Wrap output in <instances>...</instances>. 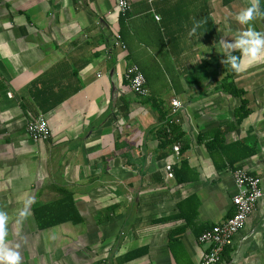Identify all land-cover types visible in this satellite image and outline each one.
Returning <instances> with one entry per match:
<instances>
[{
  "label": "crops",
  "instance_id": "0c3cea01",
  "mask_svg": "<svg viewBox=\"0 0 264 264\" xmlns=\"http://www.w3.org/2000/svg\"><path fill=\"white\" fill-rule=\"evenodd\" d=\"M130 3L122 15L116 0H0V211L21 264H200L199 237L233 214L234 170L260 176L264 190V59L229 80L242 95L221 83L220 40L264 32L260 15L236 19L252 0ZM196 23L200 38L189 36ZM132 65L151 100L131 89ZM245 99L250 114L231 129ZM162 111L185 131L179 158L159 147ZM38 115L47 140L27 134ZM215 128L225 143L198 141ZM238 141L258 151L231 166L223 147ZM182 159L190 167H174ZM39 212L68 220L41 228ZM228 248L218 264H264V198Z\"/></svg>",
  "mask_w": 264,
  "mask_h": 264
},
{
  "label": "built area",
  "instance_id": "2783aa9c",
  "mask_svg": "<svg viewBox=\"0 0 264 264\" xmlns=\"http://www.w3.org/2000/svg\"><path fill=\"white\" fill-rule=\"evenodd\" d=\"M119 12L125 15L131 7L130 0H116ZM115 44L122 49H127L121 34H117ZM126 77L130 82L131 89L142 97L150 95L146 85V78L137 65L129 67ZM181 107L179 100L172 101L173 112ZM171 120V119H170ZM177 121H179L177 119ZM171 122V121H170ZM27 134L35 141L47 140L51 135L48 119L45 115H38L30 120L26 126ZM181 145H174V152L179 158ZM173 164L166 165L168 176L173 177ZM234 182L238 189L232 198L233 214L224 221L213 225L205 230L199 237V241L208 244V248L201 258L200 264H218L222 259V253L230 246L236 234L246 226L249 217L257 210L259 203L264 198L262 179L251 173L246 168L238 167L233 172Z\"/></svg>",
  "mask_w": 264,
  "mask_h": 264
},
{
  "label": "trees",
  "instance_id": "16d2710c",
  "mask_svg": "<svg viewBox=\"0 0 264 264\" xmlns=\"http://www.w3.org/2000/svg\"><path fill=\"white\" fill-rule=\"evenodd\" d=\"M260 10L264 11V3L261 4ZM260 17L264 21V15H260ZM234 54L241 55V52L238 49V50L234 51ZM223 68H224V71L227 72V75H228V77H225V79H223L221 82L223 87L225 89H227L233 96L242 95L244 93L243 90L238 89L234 85L233 80L229 81L231 78H233L236 75V73L238 71L232 69L231 65L228 63H225ZM145 100H151L150 96L145 97ZM247 106H248V101L245 99L242 101V104L236 109V112H235L236 123H235V125L231 126V129L239 126L243 122V120L250 114V109ZM170 115H171L170 112L168 114V112H165V111H162L159 114V118L162 121V125H161V127H159L158 132H157V135H158L159 140H160L159 147H160V149H164V152H167V153L170 150H173L174 144L179 143L185 134V131H184L182 125L177 122V118L176 117L169 118ZM217 133H218V137H221V139H219V140H216L217 136H215V135ZM224 134H225V131H221L219 128L218 129L215 128V129H212V131L210 133L209 132L204 133V134L200 133L198 135V141L201 142L204 139L214 135L212 137L211 141L215 140L214 141L215 145H216L217 141L220 142V144L225 143V141L223 140ZM241 147L242 148L244 147V149H248V148L249 149L245 150V152L242 155L232 156V154L235 153V149H237V148L239 149ZM208 148H209L210 153H212L213 148L211 146H208ZM257 151L258 150H257L256 146L252 147L248 144H244L243 142L238 141V142L224 146L222 153L227 158L228 163L231 166H233L236 162H238L242 158L252 156L253 154H256ZM174 167H190V166H189V163L186 159H182L181 162L177 163ZM176 173H177V169H176ZM180 180H181V178H180ZM49 207H50V205L39 207V211H42V213H44ZM58 210H59V213H62L66 216H69L68 213L66 212V210L61 209L60 206H59ZM36 211H38V209ZM36 220H37L39 227L46 228V227L52 226L54 224L64 222L65 220L67 221L68 218L65 217V218L60 219L58 214H54V216H52V214H49V215H46L45 217H42V215L39 212V216H36ZM76 221H79V219H77ZM228 247H226V250L224 252L225 256H228V254H227L229 251Z\"/></svg>",
  "mask_w": 264,
  "mask_h": 264
},
{
  "label": "clouds",
  "instance_id": "9594fccd",
  "mask_svg": "<svg viewBox=\"0 0 264 264\" xmlns=\"http://www.w3.org/2000/svg\"><path fill=\"white\" fill-rule=\"evenodd\" d=\"M264 0H252L250 6L242 9L236 14V19L241 24H249L255 16L264 15V11L260 10V4ZM199 24L196 23L190 30L189 36L198 37ZM221 48L224 53V62L231 65L232 69L239 71L245 63L264 59V32L257 31L254 27L249 26L247 30L241 32L235 39L228 41L220 40ZM239 49L241 55L234 54ZM27 208L21 211L20 215H27ZM7 221L8 215L4 211H0V264H21V254L16 248H11L6 242L7 237Z\"/></svg>",
  "mask_w": 264,
  "mask_h": 264
},
{
  "label": "rangeland",
  "instance_id": "374dc122",
  "mask_svg": "<svg viewBox=\"0 0 264 264\" xmlns=\"http://www.w3.org/2000/svg\"><path fill=\"white\" fill-rule=\"evenodd\" d=\"M146 49V48H145Z\"/></svg>",
  "mask_w": 264,
  "mask_h": 264
}]
</instances>
